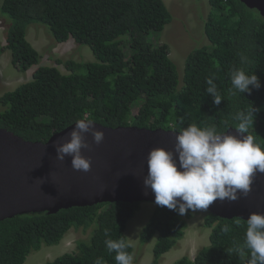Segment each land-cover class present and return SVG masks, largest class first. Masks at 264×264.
<instances>
[{
    "label": "trees",
    "instance_id": "obj_1",
    "mask_svg": "<svg viewBox=\"0 0 264 264\" xmlns=\"http://www.w3.org/2000/svg\"><path fill=\"white\" fill-rule=\"evenodd\" d=\"M206 1L209 10L203 30L208 43L184 55L180 82L168 45H155L149 38L172 21L162 0H3L0 12L10 23L2 50L10 52L18 71L38 64L40 56L26 39V27L42 21L57 43L72 38L89 46L95 60L57 59L56 64L68 73L37 66L30 81L0 96V127L40 142L79 119L111 128L179 132L196 123L215 124L218 131H225L236 128V113L252 111L249 134L264 148V20L239 0ZM124 35L129 36L126 53L119 39ZM241 54L247 57L243 65ZM239 67L254 72L261 87L231 95L226 88L231 87L230 71ZM212 75L223 97L219 105L206 92V78ZM139 206V202H107L0 221V264H23L32 251L54 246L78 228L89 230V236L78 240L73 252L46 264H95L98 259L101 264H116V253L108 251L105 241L123 240L132 254L124 232ZM189 217L190 212L180 216L156 205L140 232L141 242L155 239L151 264H158L176 245ZM203 221L210 229L209 245L201 247L194 259L183 257L172 264H242L230 250L243 244L246 222L209 213Z\"/></svg>",
    "mask_w": 264,
    "mask_h": 264
},
{
    "label": "water",
    "instance_id": "obj_2",
    "mask_svg": "<svg viewBox=\"0 0 264 264\" xmlns=\"http://www.w3.org/2000/svg\"><path fill=\"white\" fill-rule=\"evenodd\" d=\"M239 1L256 10L264 20V0ZM92 122L104 133V140L96 145L91 135L86 134L91 151L82 149V155L91 157L88 172L73 170L70 157L63 162L55 158L53 143L67 139L75 122L45 142L27 141L0 127V221L17 215L55 214L107 202L156 205L153 192L143 183L147 154L157 147L174 151L178 132L136 126L111 128ZM227 132L237 134L235 128ZM205 212L243 221L250 213H264V173L255 174L246 197L236 201L217 200Z\"/></svg>",
    "mask_w": 264,
    "mask_h": 264
},
{
    "label": "clouds",
    "instance_id": "obj_3",
    "mask_svg": "<svg viewBox=\"0 0 264 264\" xmlns=\"http://www.w3.org/2000/svg\"><path fill=\"white\" fill-rule=\"evenodd\" d=\"M246 62L247 57L241 54V64ZM215 79V75L206 78V92L213 104L219 105L223 97ZM230 80L231 87L226 88L233 96L261 87L257 75L249 74L243 67L233 68ZM234 119L238 121L235 135L227 132L229 128L218 131L215 124L200 127L192 123L176 135L174 151L157 147L148 152L143 183L153 192L156 205L184 216L189 212H205L217 200L236 201L248 195L255 174L264 173V148L249 134L248 126L254 120L252 111H240ZM93 124L91 120L79 119L67 133V139L54 142L56 160L63 162L70 157L73 170L88 172L91 157L82 155V149L91 151L86 134L91 135L96 145L104 140V133ZM43 145L46 147L47 143ZM245 222L243 244L230 251L242 264H264V213H250ZM228 230L227 226L223 229ZM108 235L105 230V236ZM105 244L110 253H116V264H134V256L123 240L109 238ZM95 264L101 261L98 259Z\"/></svg>",
    "mask_w": 264,
    "mask_h": 264
},
{
    "label": "rangeland",
    "instance_id": "obj_4",
    "mask_svg": "<svg viewBox=\"0 0 264 264\" xmlns=\"http://www.w3.org/2000/svg\"><path fill=\"white\" fill-rule=\"evenodd\" d=\"M2 2L3 0H0V6ZM162 2L172 15V21L161 32L151 33L149 38L155 45L162 43L168 45L169 56L176 67L178 79L182 82L184 55L193 51L192 48L208 43L204 35L203 23L207 18L209 7L206 0H162ZM9 23V19L0 12V96L30 81L37 66L57 67L62 73H68L62 65L56 64L57 59H71L80 63L95 60L89 46L77 44L72 38L57 43L45 22L42 21L31 23L26 27V39L40 56L38 64L24 72L18 71L12 65L10 52L7 49L2 50L5 45V31ZM119 39L122 41L121 47L126 53L129 48V36L124 35ZM155 207V204L140 203L139 209L126 225L124 235L132 249L134 264L152 263L155 239L141 242L140 232L150 219ZM206 214L204 211L190 212V217L186 219L183 236L171 250L161 256L158 264H172L183 257L192 260L201 247L209 245L210 229L203 226ZM89 232V230L84 231L81 228L72 229L58 244L42 246L39 250L32 251L23 264H46L65 253L73 252L76 242L86 239Z\"/></svg>",
    "mask_w": 264,
    "mask_h": 264
}]
</instances>
